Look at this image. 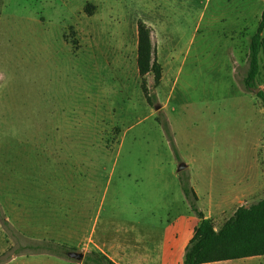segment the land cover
<instances>
[{
    "label": "rangeland",
    "instance_id": "374dc122",
    "mask_svg": "<svg viewBox=\"0 0 264 264\" xmlns=\"http://www.w3.org/2000/svg\"><path fill=\"white\" fill-rule=\"evenodd\" d=\"M263 10L264 0H0V264H86L72 251L179 264L165 239L169 221L193 212L184 177L217 229L263 201L264 48L257 87L244 84ZM139 22L163 67L159 86L146 77L157 109L142 91ZM18 236L56 253L14 254Z\"/></svg>",
    "mask_w": 264,
    "mask_h": 264
},
{
    "label": "trees",
    "instance_id": "16d2710c",
    "mask_svg": "<svg viewBox=\"0 0 264 264\" xmlns=\"http://www.w3.org/2000/svg\"><path fill=\"white\" fill-rule=\"evenodd\" d=\"M263 33L264 10L257 32L251 41L249 68L244 79V84L248 89L257 87L256 83L260 74V56L264 48ZM137 65L139 75L143 81L142 91L144 96L147 102L157 109V99L155 96H151L146 77L152 74L155 86H159L163 78V67L158 61V53L152 40L151 28L144 22H139L138 24ZM258 97L264 105V91H260ZM164 129L169 135V124L167 121L164 124ZM170 142L176 153L171 137ZM181 185L192 211L200 220L192 239L186 247L182 264H209L264 256V200L250 207H240L221 229L216 230L213 221L207 218L199 208V197L190 181L184 177L181 179ZM4 223L13 233V228L6 219ZM18 238L19 247L14 254L20 255L26 249L35 253H56L52 245L28 240V245L23 246L21 244L23 238L19 236ZM12 250H14V247ZM104 260L108 264H115L106 257H104ZM84 262L86 264H105L103 259L92 255L86 256Z\"/></svg>",
    "mask_w": 264,
    "mask_h": 264
},
{
    "label": "crops",
    "instance_id": "0c3cea01",
    "mask_svg": "<svg viewBox=\"0 0 264 264\" xmlns=\"http://www.w3.org/2000/svg\"><path fill=\"white\" fill-rule=\"evenodd\" d=\"M220 183L221 184L217 187V189H219L221 193H217V194L221 198L223 197L228 198L229 196L222 192L226 188V183L222 181H220ZM193 188L199 197V202L202 201V195L200 194L198 187L195 185L193 186ZM217 194L215 195L218 196ZM206 217L211 219V216H206ZM199 223H200L199 218L196 216L194 212L190 213L189 206L187 205L186 209L182 211L178 216H176V218L169 221V224L167 225L168 226L167 230L169 231V238L165 239V245L168 246L169 254L172 255V257L174 256L175 258H177L178 256L179 264L183 263L186 247L189 244L190 240L192 239ZM215 229L219 230L216 227ZM261 260H264V256L234 260V261L242 262V264H264L263 262H261ZM229 262L230 261L215 262L209 264H228Z\"/></svg>",
    "mask_w": 264,
    "mask_h": 264
},
{
    "label": "water",
    "instance_id": "95a60500",
    "mask_svg": "<svg viewBox=\"0 0 264 264\" xmlns=\"http://www.w3.org/2000/svg\"><path fill=\"white\" fill-rule=\"evenodd\" d=\"M255 91L258 92V89H256ZM186 169H188V166H187L185 163H181V164L178 166V172H183V171H185ZM68 257H69L70 259H73V260L84 261V259H85V254H84V253H81V252L72 251V252H69V253H68Z\"/></svg>",
    "mask_w": 264,
    "mask_h": 264
}]
</instances>
